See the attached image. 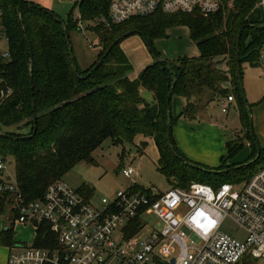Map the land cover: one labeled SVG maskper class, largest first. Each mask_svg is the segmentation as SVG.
Instances as JSON below:
<instances>
[{
	"label": "trees",
	"instance_id": "1",
	"mask_svg": "<svg viewBox=\"0 0 264 264\" xmlns=\"http://www.w3.org/2000/svg\"><path fill=\"white\" fill-rule=\"evenodd\" d=\"M73 1L77 16L69 15L63 20L51 8L33 0H0V32L9 53L6 58L0 56V157L14 158V178L24 199L41 196L49 182L62 178L80 161L96 163L92 151L106 137L122 145L132 142L137 133L153 137L159 153L157 166L172 186L187 187L196 180L216 187L223 181L245 180L264 165V145L249 132L250 105L242 98L235 73L237 50L240 63L261 64L264 18H248L260 0H220L218 10L207 15L158 10L109 24L101 21L109 0ZM90 20L96 22L93 29L101 50L88 66L81 67L69 33ZM128 24V29L121 31ZM176 25L188 27L199 53L178 56L169 62L160 56L153 40L165 36L167 29ZM129 30H139L149 43L150 53L161 58H153L135 78L127 75L132 64L120 47L123 34ZM224 60L229 73L221 66ZM225 81H230L231 91L239 100L241 124L246 121L255 153L244 162L208 167L191 161L178 149L171 126L168 141L167 123L172 125L174 118L167 109L166 96L169 90L183 95L186 103L182 114L193 120L206 89L218 96L228 94L230 90L222 86ZM140 87L151 92L150 101L140 94ZM255 141L260 152L253 159ZM242 144L243 139L226 141L223 160L235 155ZM145 145L146 141L136 145L137 151L143 153ZM79 189L87 196L92 194L87 184ZM11 202L10 193H0V214ZM10 211L14 218L17 209ZM43 232H49L48 225L41 222L34 244H47L41 238ZM15 241L12 226L1 229L0 244L8 246Z\"/></svg>",
	"mask_w": 264,
	"mask_h": 264
},
{
	"label": "built area",
	"instance_id": "2",
	"mask_svg": "<svg viewBox=\"0 0 264 264\" xmlns=\"http://www.w3.org/2000/svg\"><path fill=\"white\" fill-rule=\"evenodd\" d=\"M220 4L109 0L101 21L119 23L158 10L207 15ZM260 4L264 9V0ZM0 56L9 53L0 51ZM259 57L264 63V48ZM233 100L232 93L222 96L221 111L227 112ZM121 172L130 177L134 169L123 166ZM2 192L12 196L14 222L33 224L35 233L43 222L49 231L41 234L46 245L20 240L8 245L6 264H250V259L264 258V165L245 180L223 181L216 187L195 180L187 187L152 191L134 181L111 198L102 196L98 204L62 178L49 182L41 196L24 199L15 178L0 177ZM149 217L160 224L149 223ZM226 218L243 231L242 236L222 229Z\"/></svg>",
	"mask_w": 264,
	"mask_h": 264
},
{
	"label": "rangeland",
	"instance_id": "3",
	"mask_svg": "<svg viewBox=\"0 0 264 264\" xmlns=\"http://www.w3.org/2000/svg\"><path fill=\"white\" fill-rule=\"evenodd\" d=\"M40 5L51 8L63 20H67L68 16H77L78 10L74 5L73 0H33ZM260 5V3H259ZM251 17L264 18L261 7H255L251 10ZM260 19V20H261ZM96 22L93 20L81 22L78 29L70 30V41L73 48V53L81 67L88 66L96 59L97 53L101 50L96 32L93 27ZM128 24L121 31L128 29ZM120 31V32H121ZM120 47L125 51L129 61L132 64L130 77L135 78L138 71L146 63H148L152 54L149 51L147 44L144 42L139 33L133 32L121 39ZM153 44L160 56L167 59H175L178 56L193 55L197 53L195 42L189 37L187 27L176 26L170 28L166 35L160 38H155ZM7 50V43L4 37H0V51ZM241 82L246 96L247 104L250 105V118L252 122V130L256 139L260 144L264 142V67L263 64L252 66L246 61H241ZM229 73V69L227 68ZM228 93H232L231 86H227ZM148 92H150L148 90ZM210 90L205 91V96ZM234 95V94H233ZM238 99L234 95V100L227 112L221 111L218 101L213 98L208 100L204 109V114L217 119L219 122L226 124L227 128H236L235 138L243 139L242 147L235 153V159L238 162H244L255 153L251 148L248 139L247 124L243 121L240 125ZM201 114V116H202ZM240 125V126H239ZM145 135L135 134L132 142L125 141L124 144L114 143L111 137H106L102 142L94 148L92 155L96 159V163L80 161L63 175L62 179L68 182L73 187H81L87 184L92 189L91 201L98 204L100 198L105 196L111 198L116 191L126 188L134 181L144 188L152 191H164L172 187L166 176L157 166L156 148L152 145V140ZM146 140L147 146L145 153L137 151L136 144ZM264 145V144H263ZM236 162V163H238ZM230 164V163H229ZM232 164V163H231ZM131 166L134 173L128 177L121 172L123 166ZM228 165L226 160H222L220 166ZM2 172L9 175L10 178L15 177V163L12 156H8L4 160V168ZM10 205L6 204L0 214V224L4 220L10 226H13V235L16 239L31 243L35 235V227L31 223H22L13 220L10 215ZM149 223L160 222L154 217H149ZM152 225V224H151ZM186 234L190 233L185 229ZM222 229L236 236H242L243 231L229 218H226L222 224ZM189 240V237H186ZM193 240H196L193 238ZM6 247L0 244V264L5 263ZM250 264H264V258H255L249 260Z\"/></svg>",
	"mask_w": 264,
	"mask_h": 264
},
{
	"label": "crops",
	"instance_id": "4",
	"mask_svg": "<svg viewBox=\"0 0 264 264\" xmlns=\"http://www.w3.org/2000/svg\"><path fill=\"white\" fill-rule=\"evenodd\" d=\"M255 7H261L262 11H263V15H264V9H263L261 4L260 5L258 4ZM248 18L250 20H260L261 19V18H254L253 19L251 17V11L248 15ZM176 26H185V25H176ZM176 26H172V27H176ZM172 27H169L167 29V31ZM185 27H187V26H185ZM187 30H188V27H187ZM188 34H189V30H188ZM158 38H160V37H158ZM4 39H5V37H4ZM197 50H198V48H197ZM198 53H199V51H197V53H195L193 55H188V56H194V55H197ZM152 60H153V58H151V60L149 62H151ZM261 64H263V67H264V63H261ZM221 66L225 70H227V68H228V65L225 62V60L222 61ZM252 66H255V65H252ZM143 67H141V69ZM129 73H130V70L127 72V75L130 77ZM222 86H224L226 88H227V86H231L230 81H225L222 84ZM139 91H140V94L146 100L150 101L152 99L151 92H148V90L145 89L144 87H140ZM221 97L222 96L215 95L212 91L207 93V95L205 96V92H204V95L202 98L203 104L197 113V117L193 120H190L182 114V109L186 103V98L183 95H180L178 93H172L170 96V112L174 118L173 123L171 125V134L175 140V143H176L178 149L191 161L203 164V165L208 166V167H217L222 163L223 157L226 154V141L232 140L235 138V131L234 130H236V128L238 127V126H236L233 129L227 128L226 124H223L222 122H219L217 119H214L211 116V114L203 116L204 114H202V113L205 112L204 109L208 103V100L215 98L218 101ZM230 106H231V104H230ZM201 114H202V116H201ZM239 120H240V114H239ZM240 125H241V120H240ZM137 134H141V133H137ZM144 137H146V136H144ZM148 137L152 140L151 143H152L153 147L156 148L157 159H158L159 153H158L157 146L154 142V139L151 136H148ZM143 141H146V140H143ZM141 142L142 141H140L136 145L140 146ZM263 144H264V142L262 143V145ZM146 146H147V141H146L145 147H143V153H145ZM238 161L239 160L235 159V156L233 155L232 157L226 159V164H229V163L233 164V163H236ZM0 177H10V176L4 174L2 172V170H0ZM10 215H11V211H10ZM8 225L9 224L4 222V220H3L0 224V231L2 228H6ZM12 227H14V224ZM13 238L16 241H19L18 239H16L14 237V235H13ZM4 246L6 247V254H5V263H6L8 246L7 245H4Z\"/></svg>",
	"mask_w": 264,
	"mask_h": 264
},
{
	"label": "water",
	"instance_id": "5",
	"mask_svg": "<svg viewBox=\"0 0 264 264\" xmlns=\"http://www.w3.org/2000/svg\"><path fill=\"white\" fill-rule=\"evenodd\" d=\"M131 31H132V30H129V31L125 32V33L123 34V36L130 34ZM136 32L139 33V34L142 36L144 42L147 44L148 48H150L149 43H148L146 37H145L144 35H142L141 32H140L139 30H136ZM65 35H66V37H68V33H67L66 28H65ZM25 38H26V40H27V36H26V35H25ZM28 48H29V53L31 54L29 44H28ZM106 54H107V51L104 52L103 55L97 60V62L93 65L92 69H94V68H95V67H96V66L102 61L103 57H104ZM152 58H154V59H156V60H161V58L156 57V56L154 57V55H152ZM168 61L171 62V61H173V60H172V59H169ZM235 73H236V77H237V81H238V85H239V88H240V91H241L242 98H243L244 102L247 103V101H246V96H245V94H244V90H243L242 82H241V75H240V61H239L238 50L236 51V55H235ZM175 81H176V78H174V80H173V84L175 83ZM170 96H171V90L168 91L167 96H166L167 109H168L169 112H170V105H169ZM35 117H36V113L33 112V119H34V120H35ZM170 126H171V125H170V122H168V123H167V130H166V136H167L168 141L170 140V139H169V138H170ZM249 132H250L251 136H253V130H252V122H251V118H249ZM255 146H256V155H255V157H254L253 159H256V158L258 157V155H259V152H260L259 145H258V143H257L256 141H255ZM172 260H173V258H172Z\"/></svg>",
	"mask_w": 264,
	"mask_h": 264
}]
</instances>
